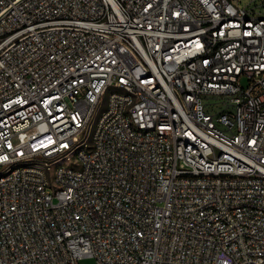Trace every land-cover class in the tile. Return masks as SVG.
Masks as SVG:
<instances>
[{
  "label": "built area",
  "instance_id": "1",
  "mask_svg": "<svg viewBox=\"0 0 264 264\" xmlns=\"http://www.w3.org/2000/svg\"><path fill=\"white\" fill-rule=\"evenodd\" d=\"M87 257L264 264L257 8L0 0V264Z\"/></svg>",
  "mask_w": 264,
  "mask_h": 264
},
{
  "label": "rangeland",
  "instance_id": "2",
  "mask_svg": "<svg viewBox=\"0 0 264 264\" xmlns=\"http://www.w3.org/2000/svg\"><path fill=\"white\" fill-rule=\"evenodd\" d=\"M251 5V8H257V12L261 15H264V0H241V6L246 7ZM243 84L246 86V79L243 80ZM206 103H215V109L213 113H220L224 111H231L233 107H228L226 105V101L221 97L214 98H206ZM80 264H95V260L93 258H83L80 260Z\"/></svg>",
  "mask_w": 264,
  "mask_h": 264
}]
</instances>
